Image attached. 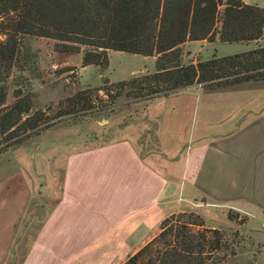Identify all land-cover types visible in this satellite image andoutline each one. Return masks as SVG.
Wrapping results in <instances>:
<instances>
[{"label": "crops", "instance_id": "obj_1", "mask_svg": "<svg viewBox=\"0 0 264 264\" xmlns=\"http://www.w3.org/2000/svg\"><path fill=\"white\" fill-rule=\"evenodd\" d=\"M262 39L263 32L248 42L222 43L216 34L184 42L181 57L190 60L180 63L207 60L206 48L208 59L232 55H217L221 44L251 50ZM142 111L110 142L78 147L64 129L0 155V264H123L170 215L193 213L209 225L201 209L243 218V229L257 219L260 236L247 229L257 264L264 253V81L216 91L194 84L143 101Z\"/></svg>", "mask_w": 264, "mask_h": 264}, {"label": "trees", "instance_id": "obj_2", "mask_svg": "<svg viewBox=\"0 0 264 264\" xmlns=\"http://www.w3.org/2000/svg\"><path fill=\"white\" fill-rule=\"evenodd\" d=\"M263 27V9L241 0H0V136L27 133L24 138L49 120L42 112L28 114L29 97L19 91L11 105H4L3 84L20 36L52 40L57 53L86 48L81 68L105 69L108 51L153 56L155 72L114 85L151 98L194 84L216 91L263 82L264 46L195 64H181L179 48L184 42L211 40L214 34L222 43L257 40ZM89 109V92L79 91L58 102L54 118ZM223 248L219 229L206 227L196 214L178 213L165 218L158 234L123 264H224Z\"/></svg>", "mask_w": 264, "mask_h": 264}, {"label": "rangeland", "instance_id": "obj_3", "mask_svg": "<svg viewBox=\"0 0 264 264\" xmlns=\"http://www.w3.org/2000/svg\"><path fill=\"white\" fill-rule=\"evenodd\" d=\"M245 1L264 11V0ZM54 43L52 40L33 36L18 37L13 66L9 77L3 84L5 87L4 105H11L15 100L14 92L19 91L21 95L29 97L28 114L42 112L43 116L49 120L44 129L41 128L39 132L35 130L37 134L30 131L24 138L22 136L27 133L8 139L6 136H0V155L17 144L31 141L37 135L49 133V131L52 133L61 131L63 134L64 129L73 132L74 143L78 147L110 142L121 137L128 124L136 121L135 119L142 118V103L150 98L135 97L129 88L119 90L114 85L119 81L147 74L133 71L144 69L151 72L154 68L151 57L110 51L105 69L101 70L93 65L81 68V55L86 48L80 47V52L77 54L57 53L54 50ZM260 44L264 45V31ZM195 48V44L190 45V50ZM248 49H250L249 46L240 44H221L216 48V54L223 56ZM211 54L212 51L206 48L202 51L201 57L208 59ZM182 55L183 63H187L190 60L188 54ZM104 81H108V85L103 86ZM103 89H106L108 96L104 94ZM79 91L89 92L90 109L54 118L58 102ZM199 212L209 224L207 226L212 225L219 229L224 236L225 248L219 251L225 255L224 264H252L250 257L255 259L258 248L254 241L247 237V229H252L251 233L254 238L260 236L256 232L259 230L260 223L257 219H250L246 228L243 229L241 224L244 219H237L238 217L233 214H229L233 223L227 226L223 212L214 209H201ZM27 242L28 239H25L24 244ZM257 264H264V253Z\"/></svg>", "mask_w": 264, "mask_h": 264}]
</instances>
